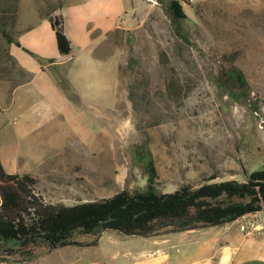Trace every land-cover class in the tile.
Instances as JSON below:
<instances>
[{
	"label": "rangeland",
	"instance_id": "rangeland-1",
	"mask_svg": "<svg viewBox=\"0 0 264 264\" xmlns=\"http://www.w3.org/2000/svg\"><path fill=\"white\" fill-rule=\"evenodd\" d=\"M130 1L134 23L106 35L96 53L107 61L90 63L88 54L79 53L70 63L79 93L70 87L64 65L58 73L66 98L45 94L51 75L35 76L44 64L32 55L33 118L55 115L50 125L33 130L35 152H47L50 128L65 147L53 151L44 164L21 158L16 166L39 174L36 191L50 201L74 204L125 189L144 191V163L150 154L160 193L186 184L197 187L213 176L212 182H243L244 170L264 165V0H188L182 31L166 12L168 0L165 6L158 0ZM130 1L125 2L128 9ZM63 3L0 0L1 81L14 74H20L15 82L24 78L6 35L12 44H26L35 13L42 16L52 9L57 15ZM38 45L32 39V47L24 45L22 54L40 50ZM231 65L243 72L244 89L226 83ZM23 91L17 94L20 103ZM11 99L0 85V107L6 109ZM10 111L0 112V142ZM43 135L45 141L39 140ZM114 234L106 232L104 241Z\"/></svg>",
	"mask_w": 264,
	"mask_h": 264
},
{
	"label": "crops",
	"instance_id": "crops-1",
	"mask_svg": "<svg viewBox=\"0 0 264 264\" xmlns=\"http://www.w3.org/2000/svg\"><path fill=\"white\" fill-rule=\"evenodd\" d=\"M72 1L75 0H66L64 6L57 13L58 16L63 17L64 31L72 45L70 55L59 53L56 35L49 17L40 16L37 12L35 13L36 22L33 32L30 31L28 36H24V43L26 44L15 40V43L10 46V55L24 78L22 81L15 82L20 74H14L9 79L0 80L3 82L0 85L12 98V103L6 109L0 107L2 113L11 110L10 119L4 125L3 142H0V157L9 174H30L39 181V174L32 169L19 171L16 165L23 162L20 159L34 158L38 159L39 163L44 164L53 151L62 152L65 147L61 137L53 136L50 128L47 134L45 133L51 137L52 141L46 152L50 154L43 153L45 148L41 150L40 146V151L35 152V139L32 138L33 130L37 126L45 128V126L50 125L52 117L55 118V115L50 114L47 116L48 118L44 116L37 117L38 119L33 118L35 104L32 103V55L24 56L21 48L28 44L32 47V39L39 44L37 47L40 50L33 48L34 51H32L30 49V52L34 54L33 57L44 64L42 70L36 72L35 76L49 71L51 75L50 84L43 92L52 97H65L64 95L67 93L61 86L59 69L64 65L69 67L65 77L72 90L77 92L76 88L80 84L73 76L69 66L74 58L79 53H86L90 63L103 65L107 60L97 56L96 53L106 35L117 29H127L129 25L134 23L130 0L129 9L125 6L126 0H80L78 3H72ZM189 1L200 3L204 0ZM91 25H93L92 31L90 30ZM27 27H32V24ZM16 43L21 45L15 46ZM51 60L54 62H50ZM21 89L24 90L22 103L18 102L19 99L17 98ZM69 100L73 103L71 99ZM50 109H53L51 104ZM42 139H45L44 135L39 140ZM39 183L40 181L38 185ZM44 199L53 204L75 205L80 203L66 204L53 202L45 197ZM244 219L255 221L259 226L258 230L251 234L242 231L240 225ZM106 232L109 231L102 234L96 245L87 243L54 248L34 259L21 257L16 251L17 246L6 244L0 250V264H264V209L220 227L147 238L124 236L111 232L115 234L104 241Z\"/></svg>",
	"mask_w": 264,
	"mask_h": 264
},
{
	"label": "trees",
	"instance_id": "trees-1",
	"mask_svg": "<svg viewBox=\"0 0 264 264\" xmlns=\"http://www.w3.org/2000/svg\"><path fill=\"white\" fill-rule=\"evenodd\" d=\"M158 2L165 6V0ZM65 3L66 0L60 8ZM168 3L166 12L182 31L183 20L187 18L183 5L189 6V2L168 0ZM52 13L51 9L41 15L51 21L59 53L70 55L72 45L64 31L63 17ZM6 37L12 44L13 39ZM226 70V83L244 89L243 72L235 65ZM147 157L144 191L125 189L109 198L75 205L46 202L36 191L39 182L36 177L9 174L0 157V250L3 245L13 244L21 257L34 259L54 248L96 245L105 231L147 238L220 227L264 209V165L260 170H244V182L236 179L212 182L217 178L213 176L197 187L186 184L174 192L160 193L152 155ZM76 236L91 241L83 243Z\"/></svg>",
	"mask_w": 264,
	"mask_h": 264
},
{
	"label": "built area",
	"instance_id": "built-area-1",
	"mask_svg": "<svg viewBox=\"0 0 264 264\" xmlns=\"http://www.w3.org/2000/svg\"><path fill=\"white\" fill-rule=\"evenodd\" d=\"M259 226L255 223V221L250 219H244L242 224L240 225V229L246 234H251L253 231L258 230Z\"/></svg>",
	"mask_w": 264,
	"mask_h": 264
}]
</instances>
